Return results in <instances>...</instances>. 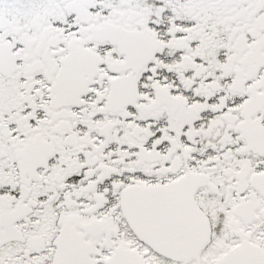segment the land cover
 <instances>
[{"label":"snow or ice","instance_id":"1","mask_svg":"<svg viewBox=\"0 0 264 264\" xmlns=\"http://www.w3.org/2000/svg\"><path fill=\"white\" fill-rule=\"evenodd\" d=\"M0 264H264V0H0Z\"/></svg>","mask_w":264,"mask_h":264}]
</instances>
